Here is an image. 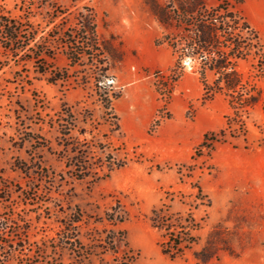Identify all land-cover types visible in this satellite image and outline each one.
Returning a JSON list of instances; mask_svg holds the SVG:
<instances>
[{
  "label": "rangeland",
  "instance_id": "1",
  "mask_svg": "<svg viewBox=\"0 0 264 264\" xmlns=\"http://www.w3.org/2000/svg\"><path fill=\"white\" fill-rule=\"evenodd\" d=\"M158 1L177 5L175 0ZM219 1L205 0L207 6ZM150 2L0 0L10 16L29 15L35 27L29 38L35 36L38 43L64 19L66 27L73 25L72 17L91 6L101 41L114 48L108 82L119 94L112 101L119 131L112 132L113 125L101 117L93 80L84 84L77 79L89 74L88 65L70 66L54 37H45L52 55L49 65L62 69L65 80H48L50 72L40 75V63H17L8 53L0 54V218H7L9 225L0 236V264H77V252L70 249L54 255L49 238L60 220L78 214L84 243L95 242L96 231L104 230L102 237L113 229L124 231L133 257L129 264H201L194 253L203 246L217 255L206 264H264V77L263 104L246 119V134L232 137L227 128L212 151L202 149L199 157L191 158L205 133L226 126L229 107L221 95L202 102L201 84L188 60L183 61V74L164 89L161 77L169 73L174 56L160 39L171 28L157 21ZM237 9L258 30L264 46V0H242ZM28 47L36 45L30 42ZM249 67L240 64L243 72ZM63 107L76 118L70 136L90 140L94 157L89 163L99 176L75 178L63 146L71 140H58L57 123L50 120ZM232 124L237 127L235 120ZM82 128L85 135L78 132ZM107 153L121 166L105 176ZM197 186L202 200L194 198ZM162 202L169 205L163 213H180L184 225L192 214L197 225L190 231L196 243L172 260L161 253L159 233L149 220L152 208ZM110 213L115 225L105 218L94 221ZM39 246L46 249L39 251ZM120 248L122 254L125 246ZM104 261L112 263V254ZM86 264L101 262L92 256Z\"/></svg>",
  "mask_w": 264,
  "mask_h": 264
},
{
  "label": "trees",
  "instance_id": "2",
  "mask_svg": "<svg viewBox=\"0 0 264 264\" xmlns=\"http://www.w3.org/2000/svg\"><path fill=\"white\" fill-rule=\"evenodd\" d=\"M76 1V0H73ZM177 5L161 4L158 0H151V11L157 21L168 30L163 32L161 42H165L171 49L174 62L169 73L162 75L164 89L170 87L184 71L183 61H191V68L197 75L201 84L202 102L210 101L217 95L223 96L229 107V113L225 116L226 126H222L217 132H208L203 135L202 140L197 145L194 155L191 158L199 157L202 149L212 151L215 143L222 141L218 136H223L227 128H231L232 137L239 134L243 136L247 132V118L250 113L259 105L263 104V91L260 81L264 77V46L260 34L246 17L237 9V5L242 0H221L213 6H207L205 0H175ZM73 25L66 27L67 19L62 22L61 28L55 25L53 32H46L40 37L39 43L35 41V28L29 21V15L10 16L0 5V54L8 53L10 60L31 61L38 65L40 75L50 72L48 80L53 82L65 80L67 75H63L62 69H57L49 65V58H52L50 51L45 48L49 41L46 36L56 39L58 47L63 48L64 56L70 66L88 65L89 74L84 73L78 80H85L88 84L92 79L94 83V93L96 100L101 104L103 113L101 117L105 122L113 125L111 131H119V120L112 108L113 99L119 96L112 91V86L108 82L111 78V60H115L113 46L101 41L96 24V13L91 6H83V11L77 12L73 17ZM72 26V27H71ZM53 32V35L50 34ZM24 34H27L25 36ZM30 42H34L35 49L28 47ZM38 43V44H37ZM40 44L41 49H38ZM29 52V54H28ZM85 60V61H84ZM241 62L249 63V69L243 72L240 69ZM78 73V70H77ZM84 82V81H83ZM234 115V118L232 117ZM92 117V113L89 115ZM85 117L82 121L86 122ZM50 120L57 123L60 136L58 140H71L63 144L69 160L74 167V176L81 179L87 175H98V171H93L89 160L94 157L91 151L90 140L78 136H70L72 128L75 126V116L70 108L63 107L56 112V118ZM233 120L237 127H233ZM80 135H85L87 130L80 129ZM29 140L36 137L28 135ZM101 153L104 148L101 147ZM102 164V157L97 158ZM112 155L105 154L104 165L107 168L106 176L113 168L121 166L114 165ZM100 166V165H97ZM195 195V200H202V190L199 186ZM194 200V201H195ZM198 205V203H197ZM164 207H169L162 202L161 206H154L150 212L149 220L153 228L159 233L158 246L163 255L169 259H176L184 255L185 250L189 249L196 238L190 231L197 228L195 220L190 215L182 222L180 213L165 214L162 212ZM107 217H99L94 221L102 223L104 218L109 224L115 225L113 214ZM7 218H0V236L6 228H9ZM121 221V220H120ZM191 221V225L190 224ZM82 222L81 215L68 216L60 220L55 235L50 237V246L53 254L61 256V251L70 249L77 252L75 259L77 264L91 262L92 256H97L101 264H105L104 256L112 254L110 264H129L133 260L131 248L125 242L124 231L113 229L110 233L101 236L104 230L96 231V241L84 243L79 239L78 228ZM1 238V237H0ZM0 242H3L0 239ZM12 242V240H10ZM13 247L17 242L9 243ZM125 248L121 251V246ZM39 251L46 249L45 246L37 247ZM203 251V252H202ZM200 253H194V258L201 264H206L217 259L216 253H212L208 246H203ZM52 264V263H50ZM54 264H58L54 262Z\"/></svg>",
  "mask_w": 264,
  "mask_h": 264
},
{
  "label": "crops",
  "instance_id": "3",
  "mask_svg": "<svg viewBox=\"0 0 264 264\" xmlns=\"http://www.w3.org/2000/svg\"><path fill=\"white\" fill-rule=\"evenodd\" d=\"M258 2H260V0H258Z\"/></svg>",
  "mask_w": 264,
  "mask_h": 264
}]
</instances>
